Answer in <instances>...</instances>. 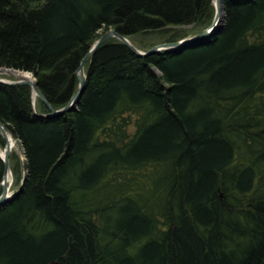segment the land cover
<instances>
[{
  "label": "trees",
  "instance_id": "trees-1",
  "mask_svg": "<svg viewBox=\"0 0 264 264\" xmlns=\"http://www.w3.org/2000/svg\"><path fill=\"white\" fill-rule=\"evenodd\" d=\"M223 3L222 26L179 50L105 41L62 114L30 84L0 82V120L26 157L14 149L11 167L27 175L0 205V264H264V0ZM215 12L213 0H0V65L31 71L58 108L101 30L177 40ZM4 169L0 156V193Z\"/></svg>",
  "mask_w": 264,
  "mask_h": 264
},
{
  "label": "water",
  "instance_id": "water-1",
  "mask_svg": "<svg viewBox=\"0 0 264 264\" xmlns=\"http://www.w3.org/2000/svg\"><path fill=\"white\" fill-rule=\"evenodd\" d=\"M214 4H215L216 12H215L214 19L209 26H207V27H205V28H203V29L191 34V35L185 36V37L177 39V40H167V41H162L160 43H156V44L152 45L151 47H149L148 49L140 48L127 35L121 33L116 28L110 27L107 30H105L96 39V41L91 45L88 52L82 58L79 66L77 68V76H78L77 87H76L73 95L71 96V98L61 107L57 108L49 102L45 93L39 87L36 77L32 76V73L29 70H24V69H19V68H14V67H8L5 65H0V73H7V74L14 76L13 78L0 77V82L9 83V84H17V83H28V84H30L32 86V89H33V98H35V96L38 95L49 106L51 111L46 115L62 114L68 110L74 109L77 106V104H78V102H79V100L83 94V91L87 85V73H86V69H85L86 63L91 58V56L96 51V49L101 44H103L105 41H107L108 39H110L112 37H117L118 39H120L121 41L126 43L135 53H137L139 55H148L150 53L161 52L163 50L164 51L179 50L185 46L192 45L198 41L206 40L210 35L215 33L222 26V23L218 24V21H219V15H220L221 11H224V10H221V9H223V0H217V2L216 3L214 2ZM224 15H225V13H224ZM0 132L6 140L5 152L2 153L0 151V156L4 160V165H5L3 178L1 180V193H0V205H1V204L6 203L7 201L11 200L15 196L16 193H18L20 190L23 189L27 175L25 173L22 184L17 189V191L11 195V193L9 191L10 183H9V178H8V171H9V169H11L10 155L13 151V147H14L15 143L17 144V140L14 137L11 130L9 129V127L4 122H2L1 120H0ZM9 134L13 138L12 142L9 140ZM50 264H61V263L59 261H52Z\"/></svg>",
  "mask_w": 264,
  "mask_h": 264
},
{
  "label": "rangeland",
  "instance_id": "rangeland-1",
  "mask_svg": "<svg viewBox=\"0 0 264 264\" xmlns=\"http://www.w3.org/2000/svg\"><path fill=\"white\" fill-rule=\"evenodd\" d=\"M223 20L220 23H223ZM192 29V25H182V26H178V27H173V30L175 31H185V30H191ZM100 35L104 32V31H100ZM164 37V33L160 32V31H156V32H149V33H143V34H139L136 35L134 37V39L136 40L137 44H139L140 46H150L152 43H160V41H162ZM142 49H146L141 47ZM148 48V47H147ZM32 73V72H31ZM32 76L33 73H32ZM0 77H4V78H13L14 76L7 74V73H0ZM1 147V146H0ZM15 150L17 151L18 155L20 156V158L22 160H25V154L23 152V149L21 148L20 145H18V147H15ZM12 170V167H11ZM13 171V170H12ZM17 175L18 172H14L13 171V179L11 180V184H10V191H11V195L17 191V189L20 187L19 181H17ZM20 175H23V171H20Z\"/></svg>",
  "mask_w": 264,
  "mask_h": 264
},
{
  "label": "bare ground",
  "instance_id": "bare-ground-1",
  "mask_svg": "<svg viewBox=\"0 0 264 264\" xmlns=\"http://www.w3.org/2000/svg\"><path fill=\"white\" fill-rule=\"evenodd\" d=\"M215 3L217 2V0H213ZM221 10H224V3H223V9H221ZM224 11H221V13H220V15H219V21H218V24H220V22L223 20V18H224V13H223ZM211 36V35H210ZM202 41V40H201ZM9 140L12 142L13 141V138H12V136L9 134ZM14 147H18V144H16L15 143V145H14ZM0 151L2 152V153H4L5 152V147L4 148H2V147H0ZM8 178H9V183L11 184V180L13 179V171L11 170V169H9V171H8Z\"/></svg>",
  "mask_w": 264,
  "mask_h": 264
}]
</instances>
